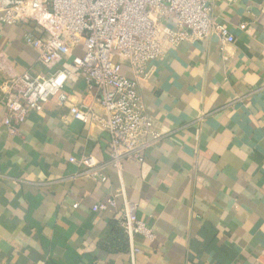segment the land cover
I'll return each mask as SVG.
<instances>
[{"label":"crops","instance_id":"obj_1","mask_svg":"<svg viewBox=\"0 0 264 264\" xmlns=\"http://www.w3.org/2000/svg\"><path fill=\"white\" fill-rule=\"evenodd\" d=\"M211 7L234 42H185L147 67L139 93L162 139L103 182L70 162L106 161L110 149L105 131L70 114L103 111L79 75L64 105L50 97L16 135L2 125L0 101V264H264V0ZM27 30L0 25V86L26 71L71 68L43 67L23 42ZM123 73L134 79L127 66ZM121 186L153 234L134 239L133 258L113 214L94 211Z\"/></svg>","mask_w":264,"mask_h":264},{"label":"built area","instance_id":"obj_2","mask_svg":"<svg viewBox=\"0 0 264 264\" xmlns=\"http://www.w3.org/2000/svg\"><path fill=\"white\" fill-rule=\"evenodd\" d=\"M212 0H0V25L26 26L23 42L39 54L47 70L71 61L47 76L28 71L7 79L0 86L5 108L2 125L16 135L31 113H40L50 97L62 105L63 89L72 74L81 77L98 94L101 114L73 106V119L92 122L109 137L108 160L94 155L71 158L84 168L81 175L103 182L106 171L121 173L126 162L142 163L145 152L162 139L154 121L145 113L139 82L147 67L161 60L169 49L185 42L205 41L217 35L231 44L234 36L213 15ZM132 70L127 78L124 67ZM124 200L117 208L116 198ZM111 212L128 235L131 246L137 237L151 238L152 231L137 217V205L126 199L121 186L115 195L94 207ZM140 250L131 248L133 258Z\"/></svg>","mask_w":264,"mask_h":264},{"label":"rangeland","instance_id":"obj_3","mask_svg":"<svg viewBox=\"0 0 264 264\" xmlns=\"http://www.w3.org/2000/svg\"><path fill=\"white\" fill-rule=\"evenodd\" d=\"M114 221V220H113Z\"/></svg>","mask_w":264,"mask_h":264}]
</instances>
